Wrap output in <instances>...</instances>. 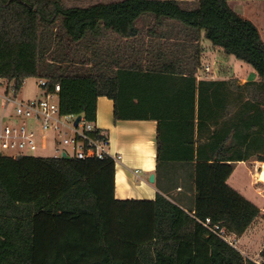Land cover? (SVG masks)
Segmentation results:
<instances>
[{"label":"trees","instance_id":"1","mask_svg":"<svg viewBox=\"0 0 264 264\" xmlns=\"http://www.w3.org/2000/svg\"><path fill=\"white\" fill-rule=\"evenodd\" d=\"M202 38L258 79H198ZM0 77L60 85L61 110L91 121L100 96L115 120H155L159 189L117 198L111 156L0 152V264H264L202 223L242 235L261 212L228 179L264 162V39L229 0H0Z\"/></svg>","mask_w":264,"mask_h":264},{"label":"built area","instance_id":"2","mask_svg":"<svg viewBox=\"0 0 264 264\" xmlns=\"http://www.w3.org/2000/svg\"><path fill=\"white\" fill-rule=\"evenodd\" d=\"M203 72L204 78L219 79L217 70L211 64H205ZM39 80L42 94L25 97L23 84L0 77V152L17 147L30 148L32 151L44 150L49 143L46 132L53 131L56 133L53 137V157L103 159L111 156L118 160L119 156L113 154L109 148V139L95 134L97 130H101L96 121L89 120L84 113L63 112L57 94L60 85H56L54 92L47 93L44 90L46 81ZM16 115L25 118L20 126L3 123V118L11 119ZM202 223L210 232L237 247L236 233L230 232L219 223H213L211 218Z\"/></svg>","mask_w":264,"mask_h":264},{"label":"crops","instance_id":"3","mask_svg":"<svg viewBox=\"0 0 264 264\" xmlns=\"http://www.w3.org/2000/svg\"><path fill=\"white\" fill-rule=\"evenodd\" d=\"M260 20L264 23L262 16ZM257 26L264 39V26ZM204 39L200 40V45L203 48L202 54L204 53ZM106 41L108 42V47H110L108 52L109 59H112L117 53L115 49H112L116 45V39L110 35ZM192 50V47L189 46L187 53H191ZM217 72L219 79H228L222 78L218 69ZM250 74V76L253 75L252 79H258V74L254 70L250 71ZM203 76V65H201L197 72V78H204ZM241 79L245 81L244 78ZM239 83L243 84L244 82H240L239 80ZM96 124L107 132L109 136V148L113 154L119 156L116 164V197L119 199H154L159 189L155 185V182H150L149 178L152 173H155L156 169L157 122L155 120L140 119L115 120L113 99L107 96H100L97 101ZM246 162L255 165V168L258 166L262 167L263 163L257 160H248L237 161L236 164ZM258 175L260 176L259 179L264 181V169ZM180 190L181 188L176 190L175 194H178ZM256 192L264 200V187H257ZM253 202L260 208L261 212L242 235H237L238 243L236 248L245 255L247 251L252 249L254 243L262 238L263 241L255 253L256 257L248 256L249 259L261 263L260 252L264 247V221L262 219V216H264V205L259 206L255 201Z\"/></svg>","mask_w":264,"mask_h":264},{"label":"rangeland","instance_id":"4","mask_svg":"<svg viewBox=\"0 0 264 264\" xmlns=\"http://www.w3.org/2000/svg\"><path fill=\"white\" fill-rule=\"evenodd\" d=\"M98 1L104 0H65L68 6H87ZM229 3L231 7L234 8L241 16L252 20L257 25L264 26V23L260 20L261 16L264 18V0H229ZM111 36L113 37V35ZM203 45L204 53L201 56V65L204 66L205 64H211L216 70H219L222 78L237 77L240 82L252 79L253 75L250 76V71L254 69L250 64L236 58L233 55L225 54L221 48L213 46L211 41L208 39L203 40ZM241 78H244L245 81ZM39 81L40 80L37 77L26 78L23 83V96H40L42 94V89L38 85ZM24 120V117L16 115L11 119L3 118V123L20 126ZM28 121L30 120L28 119ZM46 135L49 138V143L47 148L44 150L41 149L39 151H32L30 148L17 147L3 152L9 156H17L24 153L29 155L53 157L55 154L53 137L56 133L48 131L46 132ZM262 169L263 168L259 166L255 168V165L247 162L237 163L233 173L228 179V183L232 187L240 191L244 196H247L249 199L255 201L259 204V206L264 205L263 198L256 192L257 187H264V181L259 179L260 176L258 175ZM262 219L264 221V216H262ZM262 241V238H260L256 243H254L252 249L247 251L245 256L247 258L248 256L256 257V250L259 249V245Z\"/></svg>","mask_w":264,"mask_h":264},{"label":"water","instance_id":"5","mask_svg":"<svg viewBox=\"0 0 264 264\" xmlns=\"http://www.w3.org/2000/svg\"><path fill=\"white\" fill-rule=\"evenodd\" d=\"M262 168L264 169V163H262ZM155 177H156V174L152 173L150 175V178H149L150 182L154 183L155 182Z\"/></svg>","mask_w":264,"mask_h":264}]
</instances>
